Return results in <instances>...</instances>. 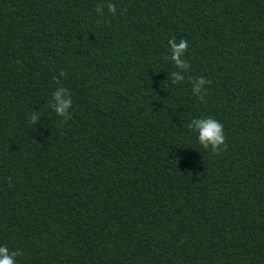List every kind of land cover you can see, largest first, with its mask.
<instances>
[{
    "label": "trees",
    "instance_id": "obj_1",
    "mask_svg": "<svg viewBox=\"0 0 264 264\" xmlns=\"http://www.w3.org/2000/svg\"><path fill=\"white\" fill-rule=\"evenodd\" d=\"M206 117L219 154L188 127ZM4 245L15 264H264V0H0Z\"/></svg>",
    "mask_w": 264,
    "mask_h": 264
},
{
    "label": "clouds",
    "instance_id": "obj_2",
    "mask_svg": "<svg viewBox=\"0 0 264 264\" xmlns=\"http://www.w3.org/2000/svg\"><path fill=\"white\" fill-rule=\"evenodd\" d=\"M109 14H116V6L109 2L106 5L98 4L95 11L98 15H103L104 10ZM169 55L165 56V60H170L175 67V71L170 74V81L172 84L181 83L188 72L190 65L183 59L185 53L188 50V42L185 39H180L179 42L175 38L168 40ZM60 77H64L65 73L62 71L59 73ZM54 80L57 78L54 77ZM59 81L57 80V83ZM189 83L191 85V91L194 96H198L201 101L204 100V96L207 94L204 86L210 85L211 81L201 76L199 78L189 77ZM54 113L62 118V123L70 119L69 109L72 107L71 93L64 87L57 88L52 93V101L49 105ZM41 118L39 112L32 111L28 117L29 122L33 125ZM190 129L197 133L198 143L205 150H211L213 154H219L227 147L225 144V135L223 125L213 117H206L200 119H192L188 125ZM23 255L19 250L10 251L9 248L4 245L0 246V264H15L16 257Z\"/></svg>",
    "mask_w": 264,
    "mask_h": 264
}]
</instances>
